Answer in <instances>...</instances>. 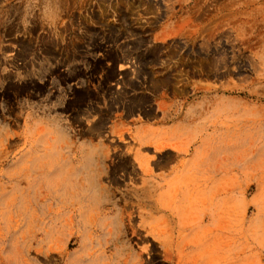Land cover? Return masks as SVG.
<instances>
[{
    "label": "rangeland",
    "instance_id": "obj_1",
    "mask_svg": "<svg viewBox=\"0 0 264 264\" xmlns=\"http://www.w3.org/2000/svg\"><path fill=\"white\" fill-rule=\"evenodd\" d=\"M0 264H264V0H0Z\"/></svg>",
    "mask_w": 264,
    "mask_h": 264
}]
</instances>
